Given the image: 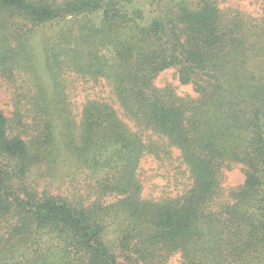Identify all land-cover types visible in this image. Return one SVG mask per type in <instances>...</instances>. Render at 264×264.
<instances>
[{
  "label": "trees",
  "instance_id": "obj_1",
  "mask_svg": "<svg viewBox=\"0 0 264 264\" xmlns=\"http://www.w3.org/2000/svg\"><path fill=\"white\" fill-rule=\"evenodd\" d=\"M171 67L195 96L155 85ZM69 75L104 80L154 139L98 99L77 120ZM0 78L15 85L11 116L0 109V264H264V14L216 0H0ZM172 148L189 188L142 198L141 158ZM61 154L95 198L25 182ZM235 164L244 181L224 200Z\"/></svg>",
  "mask_w": 264,
  "mask_h": 264
},
{
  "label": "rangeland",
  "instance_id": "obj_2",
  "mask_svg": "<svg viewBox=\"0 0 264 264\" xmlns=\"http://www.w3.org/2000/svg\"><path fill=\"white\" fill-rule=\"evenodd\" d=\"M218 7L222 11L237 10L253 18H259L264 14V6L260 0H216ZM13 20H17L16 18ZM11 43H14L11 41ZM35 59L40 60L37 50L34 53ZM68 77V95L72 104V111L79 120L83 103L88 99H98L111 104L117 111L120 118L129 127L141 134L144 141H149L151 135L149 130L138 128L123 114L119 104L111 91V87L102 79L98 81L81 80L73 75ZM45 82V78L43 79ZM157 87L170 85L175 88L178 95L195 96L190 84H181L178 80L176 68L171 67L160 72L154 81ZM15 85L7 86L0 78V109L7 116H11L13 110L12 92ZM67 154H61L51 170L46 172L47 165L42 163L34 166L28 173L25 182L35 186L40 192L49 195L67 197L68 199L85 198L92 200L95 198L91 191L94 180L87 178L86 172H81L79 163ZM85 171V170H84ZM138 179L142 185L141 196L145 199L161 200L181 194L190 186L189 173L182 162L180 153L176 148L171 149V153L160 156L145 154L139 163ZM244 181V171L241 164H235L231 168H224L221 174V198L227 199L228 192ZM112 197H107L109 200ZM180 255L175 253L169 257L165 264H179Z\"/></svg>",
  "mask_w": 264,
  "mask_h": 264
}]
</instances>
